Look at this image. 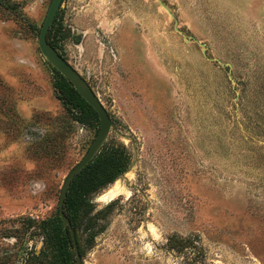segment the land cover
Returning a JSON list of instances; mask_svg holds the SVG:
<instances>
[{
	"label": "rangeland",
	"instance_id": "obj_1",
	"mask_svg": "<svg viewBox=\"0 0 264 264\" xmlns=\"http://www.w3.org/2000/svg\"><path fill=\"white\" fill-rule=\"evenodd\" d=\"M50 1L0 0V264H59L42 223L98 130L56 97ZM51 36L131 157L81 264H264V0H62Z\"/></svg>",
	"mask_w": 264,
	"mask_h": 264
},
{
	"label": "trees",
	"instance_id": "obj_2",
	"mask_svg": "<svg viewBox=\"0 0 264 264\" xmlns=\"http://www.w3.org/2000/svg\"><path fill=\"white\" fill-rule=\"evenodd\" d=\"M54 23L48 32L47 40L57 50L58 41L54 40L51 36ZM50 70L53 74V88L56 97L71 116L72 120L83 125H88L91 120L99 123L96 113L78 95L70 83L52 67H50ZM130 162L131 157L125 146L104 144L90 164L75 176L68 189L64 205V213L68 217L75 231V235L80 220L82 218H88L90 213L95 209L90 202V197L99 193L107 186L114 184L119 177L127 172ZM111 206L109 204L106 210L102 212L109 211ZM102 212L100 211L95 216L89 218L88 223L90 226ZM42 224V229L45 233L46 231L49 232L48 235H50L54 242L59 257V264H72L74 254L69 245V235L62 227L59 214L56 215L50 226H47L45 223ZM78 249L81 254L79 245Z\"/></svg>",
	"mask_w": 264,
	"mask_h": 264
},
{
	"label": "water",
	"instance_id": "obj_3",
	"mask_svg": "<svg viewBox=\"0 0 264 264\" xmlns=\"http://www.w3.org/2000/svg\"><path fill=\"white\" fill-rule=\"evenodd\" d=\"M159 5L172 17L171 12L164 6L161 1H158ZM62 0H51L42 25L39 29L37 43L38 48L45 59V61L55 69L60 75H62L78 93V95L93 109L96 113L99 128L96 136L90 144L88 150L81 158V160L69 171L63 185L61 187L59 200H58V214L62 223V227L69 235V245L71 246L72 253L75 260L72 264H81V256L76 241L75 231L64 213L65 199L67 197L68 189L75 176L81 172L90 162L98 155L103 145L107 141L110 134V130L114 129V125L109 117L107 110L104 108L98 97L95 95L89 84L85 79L58 53V51L48 42L47 35L54 23L57 12L60 9ZM175 29L177 27L175 25ZM200 47H202V53L205 56V47L199 43L196 39L191 37Z\"/></svg>",
	"mask_w": 264,
	"mask_h": 264
},
{
	"label": "bare ground",
	"instance_id": "obj_4",
	"mask_svg": "<svg viewBox=\"0 0 264 264\" xmlns=\"http://www.w3.org/2000/svg\"><path fill=\"white\" fill-rule=\"evenodd\" d=\"M123 192L122 186L119 185L118 182H115L112 187L103 195L102 199L105 200H112L121 195Z\"/></svg>",
	"mask_w": 264,
	"mask_h": 264
}]
</instances>
